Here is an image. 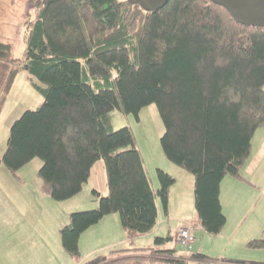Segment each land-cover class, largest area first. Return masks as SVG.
Masks as SVG:
<instances>
[{
	"label": "trees",
	"instance_id": "16d2710c",
	"mask_svg": "<svg viewBox=\"0 0 264 264\" xmlns=\"http://www.w3.org/2000/svg\"><path fill=\"white\" fill-rule=\"evenodd\" d=\"M37 15L25 58L0 40V110L19 62L40 80L38 108L12 123L3 161L14 173L41 157L42 188L65 200L83 189L104 159L109 193L99 206L77 210L60 229L66 251L80 258L82 232L118 212L129 236L151 232L166 210L175 177L157 169L155 188L130 126L114 128L112 112H140L155 102L165 124L163 151L195 177L202 227L218 234L227 221L221 205L226 175L243 179L256 130L264 126V25H246L211 0H168L149 10L130 0H32ZM173 238L156 236L166 243ZM264 247V237L248 242ZM176 248L113 247L82 264H177ZM117 253V254H116ZM197 262L264 264V260L193 253Z\"/></svg>",
	"mask_w": 264,
	"mask_h": 264
},
{
	"label": "rangeland",
	"instance_id": "374dc122",
	"mask_svg": "<svg viewBox=\"0 0 264 264\" xmlns=\"http://www.w3.org/2000/svg\"><path fill=\"white\" fill-rule=\"evenodd\" d=\"M31 1L0 0V40L9 42L12 45V56L21 60L25 58L26 33L29 24L37 15L36 8L32 6ZM157 1L151 0L149 4L152 5ZM16 65L18 70L14 83L7 95L4 107L0 110V157L7 149L12 123L25 110L38 108L44 101V95L34 85V82L40 83V80L28 70L26 63L19 62ZM112 120L115 129L121 126L131 127L140 151L143 152L147 173L151 178L155 176L158 182L157 169L162 168L178 179L176 194L184 195L183 203H180V197L177 195L173 197L172 205L175 211L179 208L188 209L187 196L189 188L190 191L192 189V185L190 187L189 184V175L194 177V174L172 162L163 151L161 136L166 129L157 104L152 102L143 106L137 115L135 113L125 114L117 109L112 112ZM42 163L41 157H34L14 173L3 161H0V264H82L80 258L76 259L66 252L62 244L60 229L68 224L73 212L99 206L100 199L95 190L102 195L109 193L106 168L103 166L100 169L98 166L104 163V159H99L97 164L95 163L92 178L83 184L84 190L82 189L83 191L81 190L75 197L65 200L52 199L51 195L48 196L41 190L43 180L39 175V170ZM229 191L230 186L225 184L222 189L224 213L228 211L226 199ZM262 193L264 197L263 190ZM173 218L177 222L182 220L179 217ZM231 220L229 217L224 229L218 235H206L204 238L206 247L214 254L212 257H220L221 251L223 257H226L224 253L238 257L243 255L244 251L253 253V257H256L254 259L264 260V247H251L248 245L250 240L245 246L234 247L236 236H229L232 230L228 229ZM170 242L171 240H168L165 244L158 243L157 245L156 242L152 246L161 248L168 244L174 245ZM177 246L176 250L180 247L183 249L181 244ZM185 259L187 261V258ZM188 262L191 263L190 260Z\"/></svg>",
	"mask_w": 264,
	"mask_h": 264
},
{
	"label": "crops",
	"instance_id": "0c3cea01",
	"mask_svg": "<svg viewBox=\"0 0 264 264\" xmlns=\"http://www.w3.org/2000/svg\"><path fill=\"white\" fill-rule=\"evenodd\" d=\"M255 140V141H254ZM143 153V152H142ZM145 162V160H144ZM97 164V163H96ZM95 164V167H96ZM99 168L102 169L104 163L98 164ZM93 167L90 178L94 173ZM171 170V169H170ZM169 170V171H170ZM243 179L238 178L234 175H226L223 180L221 181V205H223V193L222 189L224 185L230 186L229 194L227 195L226 205L228 211L226 213L227 220L229 217L232 219L231 224H229L228 229L231 228L232 232L229 236L234 235L235 237V246L242 247L245 246L246 243L254 238L257 237H264V197L262 190L264 191V127L256 130L253 139V151L249 160L245 163L242 168ZM172 171V170H171ZM177 176V175H176ZM189 184L190 187L192 185V189L187 196V200L189 203V208H179L178 211L174 210L172 205L173 197H180V203H183L184 195L176 194L178 179L174 184L170 187L169 190V201L167 204L166 210L161 206V200H159V205L161 207L158 223L156 227L148 233L145 234H138L134 235L133 237L129 236L128 231L124 228L122 224V220L120 219V214L118 212H112L108 215L102 217L98 223L91 225L82 232L79 245H80V259L90 258L94 254L101 253L103 251L108 252L113 247H134V246H152L155 241L156 236H163L167 237L171 235L170 243H174L179 245L177 238L178 228L184 222H190L193 232L196 235V241L193 245L189 248L183 246L179 250H176L174 255L186 257L184 262H179L177 264H193V253H206L208 255H214L204 243V238L206 235H213L209 234L201 225V220L197 217V211L195 210L196 206H194V177L189 175ZM151 178V177H150ZM157 178L159 179L158 175ZM88 181V182H89ZM152 184L155 185V188L159 186V181L157 182L156 177L151 178ZM84 188V187H83ZM41 190L42 183H41ZM84 190V189H83ZM82 190V191H83ZM47 193L45 190H43ZM257 192V194H255ZM102 194V193H101ZM107 194V193H105ZM49 196V193H47ZM75 197V196H73ZM258 198L256 202V198ZM72 198V197H71ZM186 198V197H185ZM53 199V198H52ZM97 202V200H96ZM187 202V201H186ZM223 210H225V205H223ZM231 214V215H230ZM15 216V215H14ZM173 217L182 218V220H178V222ZM31 224V220L29 221ZM227 223V222H226ZM242 226V227H240ZM174 227V228H173ZM224 229V226H223ZM227 229V230H228ZM1 231V229H0ZM218 235V234H216ZM154 239V241H153ZM169 240V241H170ZM210 241V240H209ZM137 242V243H136ZM136 243V244H135ZM168 244L162 248L174 247L178 249L177 245ZM66 250V249H65ZM68 252V251H66ZM222 251L219 253L220 257L222 256ZM117 254V253H116ZM226 257L230 258H240V259H250V260H260L254 259L253 253L242 252L243 255L236 256L234 255H227L224 253ZM223 254V255H224ZM190 260L191 263L188 261ZM147 264V263H146ZM161 264V263H157Z\"/></svg>",
	"mask_w": 264,
	"mask_h": 264
},
{
	"label": "water",
	"instance_id": "95a60500",
	"mask_svg": "<svg viewBox=\"0 0 264 264\" xmlns=\"http://www.w3.org/2000/svg\"><path fill=\"white\" fill-rule=\"evenodd\" d=\"M140 3L149 10H157L164 6L168 0H158L149 4L151 0H130ZM220 5L226 6L234 18L246 25H264V0H211ZM27 67V64L25 65Z\"/></svg>",
	"mask_w": 264,
	"mask_h": 264
},
{
	"label": "built area",
	"instance_id": "2783aa9c",
	"mask_svg": "<svg viewBox=\"0 0 264 264\" xmlns=\"http://www.w3.org/2000/svg\"><path fill=\"white\" fill-rule=\"evenodd\" d=\"M178 233H177V239L178 243L182 244L184 247L189 248L195 241H196V235L193 232V228L190 224V222H184L181 224L178 228ZM200 264V262H197ZM201 264H217L216 262H211V263H204L202 262Z\"/></svg>",
	"mask_w": 264,
	"mask_h": 264
}]
</instances>
